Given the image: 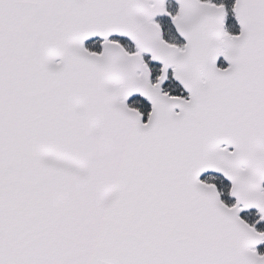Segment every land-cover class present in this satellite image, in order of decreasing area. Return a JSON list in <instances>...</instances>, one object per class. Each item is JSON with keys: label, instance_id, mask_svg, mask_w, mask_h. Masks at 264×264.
<instances>
[{"label": "snow or ice", "instance_id": "snow-or-ice-1", "mask_svg": "<svg viewBox=\"0 0 264 264\" xmlns=\"http://www.w3.org/2000/svg\"><path fill=\"white\" fill-rule=\"evenodd\" d=\"M0 264H264V0H0Z\"/></svg>", "mask_w": 264, "mask_h": 264}]
</instances>
